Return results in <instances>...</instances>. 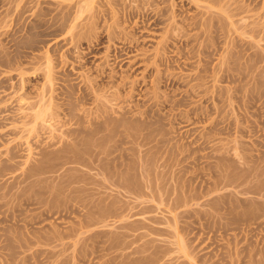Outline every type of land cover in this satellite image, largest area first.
Listing matches in <instances>:
<instances>
[{"label": "rangeland", "instance_id": "obj_1", "mask_svg": "<svg viewBox=\"0 0 264 264\" xmlns=\"http://www.w3.org/2000/svg\"><path fill=\"white\" fill-rule=\"evenodd\" d=\"M99 1L0 0V264H264V0Z\"/></svg>", "mask_w": 264, "mask_h": 264}, {"label": "bare ground", "instance_id": "obj_2", "mask_svg": "<svg viewBox=\"0 0 264 264\" xmlns=\"http://www.w3.org/2000/svg\"><path fill=\"white\" fill-rule=\"evenodd\" d=\"M99 1V0H98ZM104 4H106V6L107 5H111L112 3L111 2H113V0H101ZM101 1H99L100 3H102ZM130 1V0H129ZM145 1V0H144ZM191 2H193V3H195L196 5H198V6H200V4H203L202 2H200L199 3V1H202V0H190ZM114 2H116V1H114ZM133 2V1H132ZM141 2V1H140ZM207 2V1H206ZM216 2V1H215ZM252 2V1H251ZM99 3V4H100ZM145 3V2H144ZM149 3V2H148ZM166 3V2H165ZM239 3V2H238ZM116 4V3H115ZM119 4V3H118ZM133 4H134V2H133ZM215 5H212L211 4V6L209 5V6H205V9H207V12L209 11L210 13H212L213 15H211L210 16V18H209V20H206L205 22H199V23H188L186 26H188V28L189 27H194V28H199V29H202V33H206L208 30H210L212 27L214 28V22L215 21H213V19H215L216 20V18H218V17H225L226 19H229L231 16H233L234 15V17H235V15H241V14H243V13H245L246 11H247V8L248 7H250V6H247V8H246V6L244 7V5H240V4H237V2L235 1V0H233V1H231V0H219L218 2H216V3H214ZM114 5V4H113ZM122 6H123V4H121ZM140 5V4H139ZM143 5V4H142ZM148 5V4H147ZM204 5V4H203ZM115 6V5H114ZM127 7H128V5H126ZM134 6V5H133ZM99 7H100V5H99ZM127 7H122V8H124V14H125V18H133V16L135 15V14H138V15H140L139 17H143V22H146L147 23V20L149 19V16H150V14L149 13H147V11H144V10H142V11H140V9L142 8L141 6L138 8V6H134V8H128V9H125V8H127ZM132 7V6H131ZM204 7V6H203ZM98 8V7H97ZM103 8V7H102ZM107 8V7H106ZM115 8V7H114ZM108 9V8H107ZM85 9H82L81 11H79L78 13H80V15H82V11H84ZM90 10V9H89ZM95 10V9H94ZM98 10V9H97ZM102 11V10H101ZM112 11V10H111ZM158 11V10H157ZM249 11H250V8H249ZM89 12V11H88ZM95 12V11H94ZM98 11H96V13H97ZM122 12H123V9H122ZM161 12V11H160ZM160 12H156L155 14L157 15L156 17H155V19L152 21V23L151 24H154V25H156L158 22H160V17L161 16H163L162 14L163 13H160ZM66 13V12H65ZM64 13V14H65ZM84 13V12H83ZM93 13V12H92ZM100 13V12H99ZM110 13V12H109ZM112 13H113V11H112ZM111 13V14H112ZM174 13V12H173ZM106 14V13H105ZM118 14V13H117ZM123 13L121 14V15H124ZM203 14V13H202ZM94 15V13L92 14V16ZM97 15V14H96ZM95 15V16H96ZM99 15V14H98ZM98 15H97V17H98ZM104 15V14H103ZM102 15V16H103ZM107 16H108V14H106ZM110 15V14H109ZM114 15V14H113ZM105 16V15H104ZM103 16V17H104ZM137 16V15H136ZM206 16V15H205ZM116 17H118V16H116ZM122 17V16H121ZM151 18H152V16H150ZM92 18H94V16L92 17ZM212 18V19H211ZM232 18V17H231ZM230 18V19H231ZM102 19V18H101ZM121 19V18H120ZM186 19V18H185ZM96 20V19H95ZM117 20V19H116ZM130 20V19H129ZM243 20V19H242ZM93 21V20H92ZM98 21V20H97ZM211 21H212V23H211ZM233 22V21H232ZM241 22V21H240ZM94 23H96V22H94ZM145 23V24H146ZM231 23V22H230ZM240 24V23H239ZM93 25V24H92ZM114 25V24H113ZM216 25V24H215ZM230 25H232V24H230ZM252 25V24H251ZM250 25V26H251ZM73 26V25H72ZM94 26H96V25H94ZM241 27H243V28H249V24H242V26ZM58 28V27H57ZM115 28V27H114ZM113 28V29H114ZM118 28H119V26H118ZM217 28H218V26H217ZM223 28V27H222ZM174 29H176V27L175 26H173L172 25V30H174ZM186 29V28H185ZM143 30V29H142ZM192 30H193V28H192ZM237 30V29H236ZM242 30V29H241ZM133 31V30H132ZM201 31V30H200ZM173 32V31H172ZM178 32V31H177ZM241 32V31H240ZM169 33H170V31H169ZM183 35H182V37L181 38H179V39H182L183 38V40H180V41H182V42H185L186 44L189 42L188 40H189V38H190V36L188 35V34H186V33H183V32H181ZM113 33L108 29V28H106V29H104V31H101L100 33H98V36L97 37H95L94 39H95V44L94 45H99L100 43H102V39L103 38H106V39H111V35H112ZM197 34V33H196ZM195 34V35H196ZM96 35V34H95ZM170 35H172V36H170V38H172V39H176V36L175 35H173L172 33H170ZM194 35V36H195ZM175 38H174V37ZM181 36V35H180ZM134 37V36H133ZM167 37H168V35H167ZM196 37V36H195ZM194 37V38H195ZM200 37V36H199ZM122 38H123V36H122ZM169 38V37H168ZM169 38V39H170ZM121 39V38H120ZM127 39V38H126ZM132 39L133 38H131L130 39V41H129V44H131L132 43ZM125 40V39H124ZM134 41V40H133ZM163 41V40H162ZM165 41H166V38H165ZM161 43H163V42H161ZM126 44V43H125ZM170 45V44H169ZM128 46V45H127ZM129 47V46H128ZM132 49V48H131ZM204 49V48H203ZM125 54H127V53H125ZM156 54V53H155ZM153 55V54H152ZM115 56V55H114ZM116 57V56H115ZM125 57H127V56H125ZM154 57H155V55H154ZM158 77V76H157ZM160 77V76H159ZM163 78V77H162ZM25 79V78H24ZM159 79L160 78H158L157 79V81L159 82ZM21 85V84H20ZM95 88V87H94ZM51 90V89H50ZM94 92H93V91ZM91 91L89 90V91H86V92H84L83 94H82V96H80V98H81V100L82 99H88V98H90V97H92V96H94V97H96V95L95 94H98L97 93V91L95 92V90L94 89H92ZM97 90V89H96ZM84 91V90H83ZM101 91V90H100ZM99 91V89H98V92H100ZM100 94H102V92L100 93ZM112 94V93H111ZM114 94V93H113ZM42 95V94H41ZM98 96V95H97ZM102 96H104V94L102 95ZM48 97V96H47ZM50 97V96H49ZM52 97V96H51ZM93 97V98H94ZM26 98V97H25ZM25 98H24V96H20L19 97V99H18V101H19V103H21V102H24L23 100H25ZM53 98V97H52ZM44 99V98H43ZM95 100V99H94ZM45 101V100H44ZM47 101H52L51 100V98L50 99H48ZM78 101V100H77ZM40 102V101H39ZM53 103H55V102H53ZM31 104V103H30ZM48 105L50 104V103H47ZM46 106V105H45ZM53 106H54V104H53ZM57 106V105H56ZM55 106V107H56ZM47 107V106H46ZM49 107H50V105H49ZM70 107V106H69ZM72 107V106H71ZM54 108V107H53ZM52 108V109H53ZM46 109V108H45ZM52 109H48V110H52ZM39 111V110H38ZM37 111V113H34L33 115H32V117L33 118H31V119H33V120H31L33 123H34V127H35V123H36V121H40V122H47L48 120L49 121H51V119H54V117H57V116H59V112L57 113L56 111H55V109H54V111L56 112H54L53 114H51L50 115V113H52V112H50L49 113V115L51 116V117H48V119H46L45 118V113H46V111H47V109H46V111H39L38 112ZM53 111V110H52ZM62 114V113H61ZM57 115V116H56ZM28 116V115H27ZM54 116V117H53ZM53 117V118H52ZM60 117V116H59ZM72 117V116H71ZM70 117V118H71ZM48 121V122H49ZM68 121V120H67ZM44 124V123H43ZM42 124V125H43ZM101 125V124H100ZM104 124H102L101 126H103ZM51 127V126H50ZM97 127L98 126H96V128L95 129H91L90 131L92 132V134H94V132L95 131H97ZM104 127V126H103ZM100 128V127H99ZM88 129V128H87ZM29 130H31V129H29ZM28 130V131H29ZM82 130V129H81ZM74 131L75 130H69L68 132H67V135L68 134H72V133H74ZM89 131V130H88ZM90 131H89V133H90ZM66 134V133H65ZM91 134V135H92ZM96 134V133H95ZM73 137V136H72ZM74 139V138H73ZM116 162H118V161H116ZM118 166V165H117ZM100 168V167H99ZM98 168V169H99ZM27 169H29V168H27ZM30 170V169H29ZM28 170V171H29ZM101 172V171H100ZM27 177V176H26ZM120 182H122V181H120ZM124 182V181H123ZM117 183H119V182H117ZM122 184H124V183H122ZM249 191V190H248ZM262 191V190H261ZM260 203V202H259ZM126 225V224H125Z\"/></svg>", "mask_w": 264, "mask_h": 264}]
</instances>
